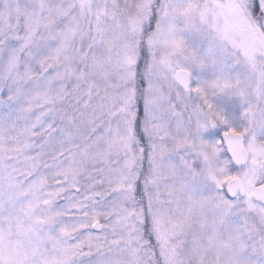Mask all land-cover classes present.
<instances>
[{"label":"snow or ice","instance_id":"1","mask_svg":"<svg viewBox=\"0 0 264 264\" xmlns=\"http://www.w3.org/2000/svg\"><path fill=\"white\" fill-rule=\"evenodd\" d=\"M0 264H264V0H0Z\"/></svg>","mask_w":264,"mask_h":264}]
</instances>
